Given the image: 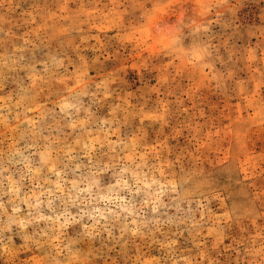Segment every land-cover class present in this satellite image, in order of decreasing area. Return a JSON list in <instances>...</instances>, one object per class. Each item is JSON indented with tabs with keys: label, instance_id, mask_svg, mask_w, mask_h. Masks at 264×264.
Masks as SVG:
<instances>
[{
	"label": "clouds",
	"instance_id": "1",
	"mask_svg": "<svg viewBox=\"0 0 264 264\" xmlns=\"http://www.w3.org/2000/svg\"><path fill=\"white\" fill-rule=\"evenodd\" d=\"M0 264H264V0H0Z\"/></svg>",
	"mask_w": 264,
	"mask_h": 264
}]
</instances>
